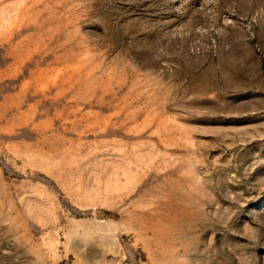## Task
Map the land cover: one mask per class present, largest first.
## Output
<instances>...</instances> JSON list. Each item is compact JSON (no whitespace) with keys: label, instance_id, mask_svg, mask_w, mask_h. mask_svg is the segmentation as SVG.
Here are the masks:
<instances>
[{"label":"rangeland","instance_id":"1","mask_svg":"<svg viewBox=\"0 0 264 264\" xmlns=\"http://www.w3.org/2000/svg\"><path fill=\"white\" fill-rule=\"evenodd\" d=\"M0 264H264V0H0Z\"/></svg>","mask_w":264,"mask_h":264}]
</instances>
